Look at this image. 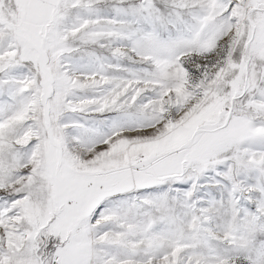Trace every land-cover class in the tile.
<instances>
[{
	"label": "snow or ice",
	"instance_id": "snow-or-ice-1",
	"mask_svg": "<svg viewBox=\"0 0 264 264\" xmlns=\"http://www.w3.org/2000/svg\"><path fill=\"white\" fill-rule=\"evenodd\" d=\"M0 264H264V0H0Z\"/></svg>",
	"mask_w": 264,
	"mask_h": 264
}]
</instances>
